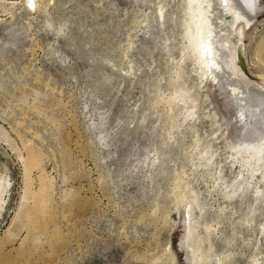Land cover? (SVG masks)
Instances as JSON below:
<instances>
[{
	"label": "rangeland",
	"instance_id": "1",
	"mask_svg": "<svg viewBox=\"0 0 264 264\" xmlns=\"http://www.w3.org/2000/svg\"><path fill=\"white\" fill-rule=\"evenodd\" d=\"M34 1L0 0V254L17 264H192L180 245L183 192L205 256L197 264H264V172L225 198L246 176L232 151L238 127L186 49V0ZM257 4L228 38L243 43V75L264 92ZM177 88L189 97L172 109L164 101ZM28 147L42 160L32 190L42 174L52 186L42 227L8 242L24 187L17 153ZM200 152L213 155L209 167ZM178 174L187 184L175 188Z\"/></svg>",
	"mask_w": 264,
	"mask_h": 264
},
{
	"label": "bare ground",
	"instance_id": "2",
	"mask_svg": "<svg viewBox=\"0 0 264 264\" xmlns=\"http://www.w3.org/2000/svg\"><path fill=\"white\" fill-rule=\"evenodd\" d=\"M34 2L36 1L26 0V4L31 7L34 5ZM185 10L187 16L184 30V38L187 43L186 49L190 52L194 63L200 70V79H208V81L214 82L219 91H224L223 93L226 94L225 97L230 100V107L234 108L232 110V118L238 129L235 131L236 134L235 139H233L234 144L232 143V151L234 155L240 157L241 163L238 162V164L240 169L245 171L246 176L243 177L241 174L239 178L241 181L232 187L234 191L225 193V198H229L233 193L246 189H240L242 184L247 186L251 185V180L255 174L264 172V113L262 115V109L260 110L264 105V92L261 91L262 89L260 90L258 85L248 81L243 75L244 73L238 62L240 59L239 57L244 51L243 43L238 42L232 44L228 38V35L233 33H230V29L234 31L235 25L239 20L251 23L256 15L259 14L260 8L258 7L257 0H186ZM161 11L162 10L158 11L159 16L161 15ZM161 18L162 17H160V19ZM175 75L177 76V74ZM226 88H228V92ZM186 91L177 88L176 91L166 98L164 101L165 104H167L169 108L175 107V104L177 106V104L181 102H185L186 104V100L189 97H186ZM190 105L188 109H185V114L186 117L192 119L194 109ZM13 148L16 149L15 147ZM30 148L31 147L25 148V156H22L23 154L21 155L20 152L15 150L18 152L17 158L21 161L23 166L24 187L17 212L12 218L11 225L4 237L8 242L17 237L22 230L26 231L27 234L25 238L29 239V237L32 236L31 229H33L35 225L42 227V222L39 221V215L41 211L46 208L47 190L52 186L46 182L47 180H45L42 174L38 177V189L35 191L32 190L31 186L33 180L31 181L29 173L32 168H38L40 170V161L42 162V160H40V156L34 153L35 151H32ZM205 154V152H200L198 153V157H203L202 155L206 156L207 154ZM212 156L203 157V162L205 161L207 163L210 160V162H212ZM205 165L209 167L207 164ZM195 168L197 169V167ZM179 176L175 181V188H178L180 183H183L182 185L187 184V181L185 183L183 177L181 176V178ZM254 181H256V179ZM7 186L8 183L6 179L0 176V211L3 208L2 194ZM253 194H259V191L255 189ZM234 196H236V194ZM257 198L261 199V197ZM185 200L186 194L180 192L177 195V202L179 207H182L181 211L184 229L180 245L186 251L189 261H191L192 264H197L200 260H204L205 256L202 255L200 250V237L197 238L198 234L197 236L195 235L196 237L193 234L194 226L197 223V221L191 217L192 214H190L193 202L189 201L186 203ZM257 200L258 199H256V201ZM48 219H50V217ZM202 229L204 231L203 233H207V235L212 231L211 226L207 224L204 225ZM55 231L56 229L48 236L49 239L57 235ZM24 241L25 239L21 242L19 247L24 245ZM27 251L28 249L23 251L20 250V256L22 257V254ZM8 255L7 253L0 254V264H17V259Z\"/></svg>",
	"mask_w": 264,
	"mask_h": 264
},
{
	"label": "water",
	"instance_id": "3",
	"mask_svg": "<svg viewBox=\"0 0 264 264\" xmlns=\"http://www.w3.org/2000/svg\"><path fill=\"white\" fill-rule=\"evenodd\" d=\"M238 62H239V65H240L241 69L243 70L242 65H241V63H240V60H238Z\"/></svg>",
	"mask_w": 264,
	"mask_h": 264
}]
</instances>
